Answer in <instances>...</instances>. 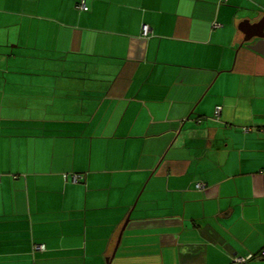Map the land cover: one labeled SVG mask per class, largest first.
I'll return each instance as SVG.
<instances>
[{
  "label": "crops",
  "instance_id": "1",
  "mask_svg": "<svg viewBox=\"0 0 264 264\" xmlns=\"http://www.w3.org/2000/svg\"><path fill=\"white\" fill-rule=\"evenodd\" d=\"M263 17L0 0V264H264Z\"/></svg>",
  "mask_w": 264,
  "mask_h": 264
},
{
  "label": "built area",
  "instance_id": "2",
  "mask_svg": "<svg viewBox=\"0 0 264 264\" xmlns=\"http://www.w3.org/2000/svg\"><path fill=\"white\" fill-rule=\"evenodd\" d=\"M80 8L87 10L85 3H82ZM150 34H151L150 27L144 26L143 32H142L143 37H148ZM220 111H221V108L220 107L217 108L216 114L218 115L220 113ZM245 130H249V129H245ZM198 188H202V184H199ZM36 249L42 250L43 246H36ZM259 257L264 260V249L262 250V252H260ZM253 258H255V256H249L247 258H238L235 260V262L233 264H249L251 262V260H253Z\"/></svg>",
  "mask_w": 264,
  "mask_h": 264
},
{
  "label": "water",
  "instance_id": "3",
  "mask_svg": "<svg viewBox=\"0 0 264 264\" xmlns=\"http://www.w3.org/2000/svg\"><path fill=\"white\" fill-rule=\"evenodd\" d=\"M256 28L260 30L258 35L259 41L256 44L248 45V47L264 56V17L255 25ZM250 43V39L246 38L245 43Z\"/></svg>",
  "mask_w": 264,
  "mask_h": 264
},
{
  "label": "trees",
  "instance_id": "4",
  "mask_svg": "<svg viewBox=\"0 0 264 264\" xmlns=\"http://www.w3.org/2000/svg\"><path fill=\"white\" fill-rule=\"evenodd\" d=\"M80 7H81V4L78 5V9H79V10H83V11H85V12L89 10V8H88L87 6H86V7H87V10H84L83 8H80ZM142 32H143V30H142ZM149 36H150V35H149ZM149 36H148V37H149ZM148 37H146V38H148Z\"/></svg>",
  "mask_w": 264,
  "mask_h": 264
}]
</instances>
